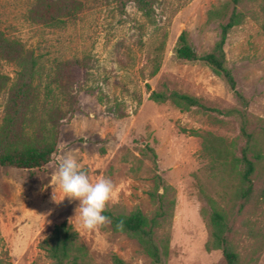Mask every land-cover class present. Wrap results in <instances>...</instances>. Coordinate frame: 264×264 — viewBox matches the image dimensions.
<instances>
[{
  "label": "rangeland",
  "instance_id": "374dc122",
  "mask_svg": "<svg viewBox=\"0 0 264 264\" xmlns=\"http://www.w3.org/2000/svg\"><path fill=\"white\" fill-rule=\"evenodd\" d=\"M75 1V16L47 27L31 18L36 0H0V29L38 58L29 133L46 134L49 111H67L50 163L31 170L0 166L1 264H53L39 245L65 221L87 251L79 264H113V255L126 264H150L138 242L110 223L94 231L79 227L78 201L63 199L56 179L66 155L77 158L92 182L111 179L114 194L105 211L138 209L156 219L162 264H225L211 245L208 217L215 211L231 226L238 264H264V0H241L235 10L242 21L224 45L248 102L251 148L263 158L249 153L254 191L246 200L238 193L243 165L233 158L241 157L247 140L240 115L226 114L243 108L203 62L175 55L182 32L197 54L209 53L234 8L230 0H150V16L135 0ZM225 4L224 13L208 20L210 10ZM75 59L80 66L58 75L59 63ZM0 68L10 77L0 93L1 126L16 67L0 61ZM151 91L190 95L219 111L157 103Z\"/></svg>",
  "mask_w": 264,
  "mask_h": 264
},
{
  "label": "trees",
  "instance_id": "16d2710c",
  "mask_svg": "<svg viewBox=\"0 0 264 264\" xmlns=\"http://www.w3.org/2000/svg\"><path fill=\"white\" fill-rule=\"evenodd\" d=\"M240 2L241 0H230L234 8L228 16L227 22L220 26L219 39L209 53L197 54L196 50L188 43L186 32H182L177 41L175 55L181 60L203 62L215 76L225 81L243 108L242 110H227L226 114L240 115L242 119L241 132L247 140L246 146L242 149L241 157L233 158V162H239L243 165L238 193L246 200L254 191L252 175L255 171V163L249 157V153L251 152L257 161L263 158L259 151L251 148V144H253L252 134L247 131L246 120L248 102L236 88V81L227 66L224 51L229 32L242 21V15L235 10ZM135 3L145 15H151L153 11L152 1L135 0ZM78 8L79 4L75 0H36L35 7L31 11V18L40 25L57 27L64 23L66 18L75 16ZM226 8L227 4L219 9L210 10L208 20L221 15ZM0 61L13 64L16 67V77L8 87L9 96L0 126V166L23 170L44 167L52 161L53 155L56 153L60 121L64 119L67 111H62L59 108L50 110L47 119L52 124L50 125L51 129L46 134L40 129L32 134L29 133L28 125L35 114L36 86L33 82L37 73L38 58L31 50H27L20 41L8 37L0 29ZM80 65L81 62L77 59L61 62L57 65L58 75L65 71L70 73L71 70ZM9 81L10 77L0 68V93L7 88ZM149 98L157 103L170 101L181 110L200 108L205 111H219L204 106L196 97L175 91L169 93L151 91ZM73 111L75 110L71 105L68 113ZM261 195L264 197V188L261 190ZM104 215L110 218L113 231L125 233L138 242L150 258V264H162V252L153 236L154 228L158 224L156 219L149 220L138 209L129 214H114L105 211ZM119 222L124 224L122 231L115 227ZM208 222L211 227L212 249L221 251L225 264H238V254L230 242L232 230L227 223L226 216L215 211L209 215ZM39 247L52 260L53 264H79L84 262L87 257L86 248L81 243L78 232L72 224L66 221L55 225L51 234L40 243ZM112 263L126 264L115 255L112 256Z\"/></svg>",
  "mask_w": 264,
  "mask_h": 264
},
{
  "label": "clouds",
  "instance_id": "9594fccd",
  "mask_svg": "<svg viewBox=\"0 0 264 264\" xmlns=\"http://www.w3.org/2000/svg\"><path fill=\"white\" fill-rule=\"evenodd\" d=\"M56 179L63 193V199L78 201L75 214H79V227L86 231H94L98 227L111 222L104 215L108 202L113 198L114 185L110 178L101 177L92 182L76 157L66 155L58 162ZM62 199V200H63ZM123 230V222L115 225Z\"/></svg>",
  "mask_w": 264,
  "mask_h": 264
}]
</instances>
